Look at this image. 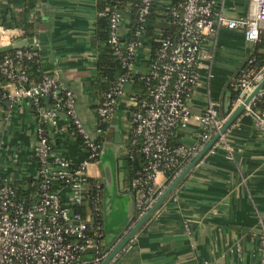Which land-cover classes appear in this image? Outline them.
<instances>
[{"label": "crops", "instance_id": "1", "mask_svg": "<svg viewBox=\"0 0 264 264\" xmlns=\"http://www.w3.org/2000/svg\"><path fill=\"white\" fill-rule=\"evenodd\" d=\"M97 2L37 0L28 11L24 7L25 0H0V24L15 34L11 41L27 38L18 22L23 15L32 23V37L36 38L35 45L41 52V68L72 90L78 117L93 138L98 136L94 104L100 97L94 86L98 52L92 43L99 16ZM248 2L220 0L224 14L231 18L245 15ZM130 13L129 8L122 12L121 36L128 33L134 22L129 17ZM149 25L152 28L148 32L155 36L169 23L154 20ZM150 45L147 38L141 40L134 58L133 74H142L148 68ZM253 48L254 43L246 42L238 30L219 28L206 38L202 49L209 58L197 64L198 79L186 100L193 117L184 129L177 131L173 140L175 144H202L203 127L195 117L203 113L209 100L219 103L220 115L225 112V98L230 95L228 85L234 81L237 70L252 54ZM12 88L10 83L5 86L6 91ZM139 90L130 81L125 94L118 100L114 116L122 140L129 129L124 110ZM44 104L49 107L50 101L44 99ZM7 109L8 106L6 109L0 107V177L2 180L36 177L37 164L32 147L37 140V127L44 124L40 113L28 99L19 100L8 114ZM232 109L229 106V112ZM66 122V117L60 112L59 125L64 126ZM48 131L59 152L73 161L81 160L83 147L76 136H71L67 130L60 135L49 127ZM223 136L188 171L109 264H260L255 234L264 223V132L257 129L252 118L242 111ZM109 149L114 152L119 149L122 159L124 140L120 146L114 145ZM110 156V152L105 153L104 164L106 161L110 164ZM116 160L115 165H118ZM97 162L100 167L99 160ZM118 168L124 177L123 188L119 192L115 189L118 182L116 166L115 179L108 191L104 189L102 173L100 178H90V184L97 182L101 187L99 245L103 252L116 245L135 213L133 205L129 219L127 198L123 195L130 191V187L125 181L127 174L123 160ZM156 183L169 185L165 175H158ZM87 210L90 211V206L84 209L85 212Z\"/></svg>", "mask_w": 264, "mask_h": 264}, {"label": "built area", "instance_id": "2", "mask_svg": "<svg viewBox=\"0 0 264 264\" xmlns=\"http://www.w3.org/2000/svg\"><path fill=\"white\" fill-rule=\"evenodd\" d=\"M155 2L163 3L170 10L179 33L174 38L165 36L159 40L148 68L140 74L145 81L147 94L134 93L124 110L129 123L124 143L128 138H131L132 144L139 143L144 157V163L135 170L130 181L135 213L129 228L166 189L167 185H157V176L166 175L177 159H183L186 163L192 160L226 120L220 115L219 103L209 100L203 113L195 117L203 127L202 144L187 146L170 143L171 137L184 129L193 117L186 100L198 79L197 64L209 58L202 49L206 38L219 28H226L241 31L246 42L256 43L264 31V0H249L247 13L233 18L224 14L220 0H176V3L172 0H141L137 11L138 21H145V15ZM119 4L120 0H113L107 12L99 13L107 14L108 41L125 72L96 100L94 111L98 121L110 122L116 114L118 100L125 94V87L133 74L136 50L141 45L139 38L129 42L120 41L122 12ZM13 35L11 29L0 24V47L13 43ZM136 35H140L138 28ZM22 60L40 63L39 50L22 48L16 49L13 56H3L0 59V73L13 84L12 90L4 94L8 106L6 114L19 100L28 99L44 123L37 127V140L32 147L37 164L34 178L37 179L38 199L32 204H27L24 199L19 200L12 180L3 179L0 186V264H101L109 251L100 249L99 225L92 228L96 212L99 211L101 187L97 182L90 184L86 166L90 161L99 160L103 144L96 142V138L84 129L72 90L47 74L41 75L38 80L29 78L20 66ZM252 61L249 56L237 70L233 81L237 95L232 102V111L264 79V64L255 68ZM263 94L264 91H260L243 109L262 132L264 111L257 110L255 104ZM46 97L51 102L49 107L44 104ZM60 112L66 117L64 126L58 123ZM49 126L57 135L67 130L71 136L81 138L84 153L80 161H73L51 146ZM107 131L98 127L96 130L100 136ZM223 134L218 140L223 139ZM227 149L230 150L228 145ZM123 155H128V152L124 150ZM182 170L175 172L172 180ZM88 206L89 212L78 210ZM255 236L260 264H264V223Z\"/></svg>", "mask_w": 264, "mask_h": 264}, {"label": "trees", "instance_id": "3", "mask_svg": "<svg viewBox=\"0 0 264 264\" xmlns=\"http://www.w3.org/2000/svg\"><path fill=\"white\" fill-rule=\"evenodd\" d=\"M141 0H120L119 8L121 12H123L126 8H129L131 13L129 15L130 18L134 19V22L131 24V28L125 36H121L120 41L129 42L135 38H139L140 40H144L147 38V42L150 43V52L148 63H150V59H152L155 55L156 49L159 45V40L165 36L176 37L179 33V27L176 23H174L173 17L169 9L161 2H155L149 12L144 17V22L138 21V7L140 5ZM173 3H176V0H172ZM37 0H25V10H30V8L34 7ZM113 0H98V8L99 13L107 12ZM19 23L22 24V28L24 29V36L27 38L33 36L32 31V23L28 21L26 18L20 16L18 19ZM154 20H163L169 23L167 28H164L158 35H152L148 32V29H151V25H149L150 21ZM137 28L140 30V35L137 37L136 30ZM109 39V23L107 14L99 15L96 23H95V35L92 38L93 45L97 48V59H96V81L94 83L95 91L98 95H102L106 91L109 90L110 87L115 83L117 78L125 72V70L121 66V62L118 57L114 54V48L108 41ZM15 50L7 51L0 53V59L5 56H13ZM41 52L39 51V54ZM252 61V66L255 68H260L264 64V31L261 33L259 40L254 43L253 52L250 55ZM149 65V64H148ZM20 66L25 69L26 74L29 78L38 80L41 75L46 74L41 68V62L37 63L33 60H22L20 62ZM130 81L134 82L140 90L139 93L143 96L147 94V88L145 86V81L141 78L140 74H131ZM11 80L6 76L0 73V107L6 109L7 102L4 98V94L6 93L5 86L10 83ZM228 90L231 96V104L230 108H232V102L235 100L237 91L234 89L233 82L229 83ZM51 103V102H50ZM255 108L257 110L264 111V94L256 99ZM221 115L223 117L227 116V113L222 112ZM98 128L102 130H108L104 136H97L96 142L103 144L106 140H112L114 136V131L112 125L109 121H98ZM176 135V134H175ZM171 137L170 143L172 145H177L174 143V137ZM77 139L81 142V138L76 136ZM131 139V138H130ZM128 140L124 143V150L128 152V155H123V165L126 168V179L125 181L129 182L134 175L135 170H138L142 164L144 163V157L140 152V144L139 143H131V140ZM50 144L53 148L56 149V142L53 139H50ZM186 163L183 159H177L174 165L171 166L166 171V180L169 182L172 180L175 172L183 169ZM91 181L90 178H88ZM3 184V180L0 177V186ZM11 184L14 186L16 190V196L19 200H25L27 204L34 203L38 198V189H37V179L34 177H23L21 179L12 180ZM132 195L134 192L130 189ZM99 211L96 212L97 216H95L94 223L92 228L96 226H100L101 224V204L100 201L98 203ZM79 211L84 213L83 208H78ZM131 224V223H130ZM127 230V229H126Z\"/></svg>", "mask_w": 264, "mask_h": 264}, {"label": "water", "instance_id": "4", "mask_svg": "<svg viewBox=\"0 0 264 264\" xmlns=\"http://www.w3.org/2000/svg\"><path fill=\"white\" fill-rule=\"evenodd\" d=\"M41 34H39V38H41ZM36 38L35 37H28L24 39H20L18 41H15L11 44L1 46L0 47V53L16 50V49H22V48H34L39 49L38 46L35 45ZM260 91H264V79L258 83V85L245 97V99L240 103L233 111L229 112V106H230V95H227L225 98L224 103V110L228 113L225 122L221 126L218 132H216L212 138L206 143V145L197 153V155L183 168V170L169 183V185L166 187L164 192L157 198V200L154 202V204L150 207V209L141 217L139 218L127 231H123L121 238L116 243V245L109 251L107 256L103 259L101 264H107L109 261L117 254V252L122 248V246L135 234V232L139 229V227L148 219V217L156 210V208L165 200V198L173 191V189L177 186V184L183 179V177L188 173V171L197 163V161L205 154V152L218 140L221 134H223L235 121V119L238 117V115L243 111L245 105L254 97L256 96ZM46 102H49V97L45 98ZM117 120L116 117L113 116L110 119V123L113 126L114 130V136L113 141H107L103 143V150L101 152V155L99 157V163L101 167V173L103 176V183H104V189L106 191L109 190V187L112 186V182L115 179V160H118V165H122V159L120 158V150L116 149V151H112L109 148L114 147V145H120L123 140L121 138V135L119 133V129L117 126ZM49 129L52 130V128L49 126ZM111 153V160L110 164L106 161L107 164H104L105 162V153ZM123 172L118 173V179H117V186H116V192H119L123 188ZM125 196L127 198V213L129 219L131 218L132 209H133V195L130 191ZM93 223V221H92Z\"/></svg>", "mask_w": 264, "mask_h": 264}, {"label": "rangeland", "instance_id": "5", "mask_svg": "<svg viewBox=\"0 0 264 264\" xmlns=\"http://www.w3.org/2000/svg\"><path fill=\"white\" fill-rule=\"evenodd\" d=\"M86 175L91 178H100L101 170L97 161H90L86 166Z\"/></svg>", "mask_w": 264, "mask_h": 264}, {"label": "flooded vegetation", "instance_id": "6", "mask_svg": "<svg viewBox=\"0 0 264 264\" xmlns=\"http://www.w3.org/2000/svg\"><path fill=\"white\" fill-rule=\"evenodd\" d=\"M120 145H121V144H120ZM120 145H119V146H120ZM116 147H117V146H116ZM118 148H119V147H118ZM116 163H117V160H116ZM116 168H117V169H116V173L118 174L119 171H120L119 168H118V165H116Z\"/></svg>", "mask_w": 264, "mask_h": 264}]
</instances>
